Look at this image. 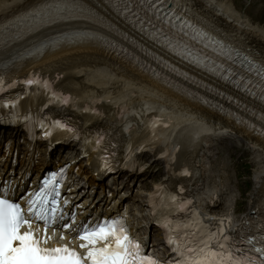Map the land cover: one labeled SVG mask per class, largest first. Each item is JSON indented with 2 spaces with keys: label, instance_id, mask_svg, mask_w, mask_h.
<instances>
[{
  "label": "snow or ice",
  "instance_id": "1",
  "mask_svg": "<svg viewBox=\"0 0 264 264\" xmlns=\"http://www.w3.org/2000/svg\"><path fill=\"white\" fill-rule=\"evenodd\" d=\"M109 3L119 15L125 17L157 44L166 47L191 64L206 69L221 81L233 85L264 104V60L257 61L245 55L225 40L218 39L203 25L194 22L186 15L190 9L180 0H109ZM76 19L94 20L92 9L85 5L83 0H43L42 3L27 10L23 16L16 17L15 21L0 25V45H7L25 32L49 27L59 21ZM157 24L160 27H157ZM82 40L115 46L113 42L97 33L75 32L62 33L50 39L47 45L42 44L36 52L42 53L46 47L56 48L62 43L72 44ZM190 42L202 45L203 49L208 51L195 48ZM166 66L176 71L175 67ZM180 74L184 75V73ZM16 83L12 81L8 87H13ZM22 83L26 86L42 85L50 94L48 104L67 105L70 102V97L54 91L47 79L42 80L30 74ZM4 85V75H0V92L4 91ZM19 99L18 96L15 100L3 101L2 107L11 106L15 109ZM204 103L207 101L205 100ZM229 115L234 116L237 123L246 125L264 136V127L257 128L255 124L235 113ZM20 118L19 113L14 111L8 122L15 124ZM2 119L3 117H0V120ZM22 119L28 123L31 135L32 116L24 115ZM259 119L264 121V112L259 114ZM39 127L44 129L45 139L52 136L53 129L66 130L75 138H79L75 129L59 119H53L50 125L42 119L39 121ZM102 140L103 137L98 135L95 144L99 147ZM101 159L104 161L103 168L112 171L107 157ZM132 168L135 170V163ZM64 174L65 168L62 167L45 175L38 189L27 193L26 209L21 203L8 197L6 183L0 189V264H264V236L259 241L255 236L239 241L251 245V251L258 255L249 254L248 250L238 248L234 237L229 234L226 221L230 218L206 217L209 221L218 219L219 227L213 230L204 224L205 214L196 208L194 198L188 199L177 195L169 197L167 205L169 209L188 213L184 222L167 217L156 220V223L164 229L166 243L175 254L174 258L166 261H161L150 252H146L145 246L129 235L126 217L117 216L96 223L76 225L75 213H72V223L65 222L66 214L62 204L67 205L69 201L65 199L61 204ZM180 174L190 176L192 173L187 166H184ZM184 191V187H181L180 192ZM153 210L155 215V203ZM41 222L42 227L39 226ZM56 227L76 232V238L80 241L79 248L84 249V252L70 247L67 243L48 246L49 241L56 237L54 230ZM261 227L264 228V222ZM49 229H53L51 234ZM59 238L67 239L63 232L60 233ZM257 243L260 246H256Z\"/></svg>",
  "mask_w": 264,
  "mask_h": 264
},
{
  "label": "bare ground",
  "instance_id": "2",
  "mask_svg": "<svg viewBox=\"0 0 264 264\" xmlns=\"http://www.w3.org/2000/svg\"><path fill=\"white\" fill-rule=\"evenodd\" d=\"M95 1L103 4L101 0ZM42 2L43 0H10L8 2L0 0V21L27 11ZM187 2L197 13L196 20L203 26L214 30L220 28L228 34L225 36L227 40L239 43L244 48H248L252 54L264 59V26L251 24L241 12H237L231 1L187 0ZM190 13L194 16L191 9ZM110 26L107 21L96 15L94 20L59 21L50 31L25 32L24 34L29 33V35L24 42L7 49L3 59L14 58L22 51L35 48L34 42L44 40L49 34L88 27L91 32L103 37V28ZM116 62L114 57L106 54L101 43L82 40L72 44L62 43L56 48L46 47L42 53L35 51L33 56L23 61L20 67L12 71V74L21 76L25 72H30L33 66H39L44 71L52 73H62V87L73 90L78 96V108L75 114L79 120L85 115L84 106L93 101H100L108 113L123 102L132 105L134 110L127 113L123 121L118 120L119 122L115 123V127L122 133L130 125L137 127L135 131L138 134L143 131L140 122L145 115V110L142 108L144 103L165 106L172 119L169 121L171 130L167 133L162 146L172 144L182 146L179 150L180 157H185L202 177V184L197 185L195 189L200 194L208 196L212 188L210 193L217 192L220 195L219 207L227 200H231V195L223 189V187L226 188V178L222 181L214 178L211 185L205 183L208 176L206 167L209 148L207 145L222 138L243 137L246 139L245 143L251 148L253 163L257 162L259 167L258 171H255V186L252 194L264 190L263 138L253 135L251 131L243 126L240 127L225 116H219L208 108L190 102L183 96L184 94L160 85L156 79L142 70ZM101 122H104L103 118L98 120V123ZM191 124L197 127H192ZM197 133H200L198 137L195 136ZM129 139L132 142L141 140L134 137L133 133H129ZM81 197L86 198V194L83 193ZM198 197L201 199V196ZM225 209V211L229 210V208Z\"/></svg>",
  "mask_w": 264,
  "mask_h": 264
},
{
  "label": "rangeland",
  "instance_id": "3",
  "mask_svg": "<svg viewBox=\"0 0 264 264\" xmlns=\"http://www.w3.org/2000/svg\"><path fill=\"white\" fill-rule=\"evenodd\" d=\"M224 156H225V153H223V152H219L218 154H217V158H216V160H217V162H220L223 158H224ZM251 159H252V157H251ZM227 181H228V179H227ZM243 188H245L246 189V193L244 194V196H243V198H246V197H248V195H249V193H250V191H251V188H252V184L251 183H248L247 185H243ZM243 206V209H245V205L243 204L242 205Z\"/></svg>",
  "mask_w": 264,
  "mask_h": 264
}]
</instances>
